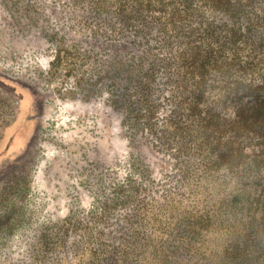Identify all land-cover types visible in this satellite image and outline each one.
Here are the masks:
<instances>
[{"label":"trees","instance_id":"trees-1","mask_svg":"<svg viewBox=\"0 0 264 264\" xmlns=\"http://www.w3.org/2000/svg\"><path fill=\"white\" fill-rule=\"evenodd\" d=\"M52 4L55 24L42 3L6 7L22 26L56 39L50 71L85 65L91 79L96 70L77 44L57 38V21L135 49L101 64L87 91L110 81L122 127L148 133L174 160L176 179L163 184L160 199L128 182L92 209H71L41 231L47 240L27 249L24 264H264V0ZM17 92L23 122L32 99ZM14 130L7 127L4 137ZM23 190L17 183L0 190V234L16 227L5 216H24Z\"/></svg>","mask_w":264,"mask_h":264},{"label":"rangeland","instance_id":"rangeland-1","mask_svg":"<svg viewBox=\"0 0 264 264\" xmlns=\"http://www.w3.org/2000/svg\"><path fill=\"white\" fill-rule=\"evenodd\" d=\"M9 1L16 0H0V190L21 185L19 202L24 203L25 214L21 219L4 217L6 226L16 227L0 234V264H24L27 249L47 240L41 231L49 232L51 224L62 222L71 209H92L128 182L160 199L163 184L175 185L176 169L148 133L131 135L122 127L120 112L110 100L114 91L110 81L95 82L94 92L87 91L101 64L135 49L125 41L94 39L61 28L57 21L53 27L59 30L57 38L62 37L64 45L77 44L96 70L91 79L86 78L85 65L72 72L66 66L50 71L56 39L39 27L22 26L7 11ZM32 1L46 5L43 11L55 24L53 0ZM23 89L32 99L24 114L29 129L21 150L4 160L10 143L4 137L6 128H15L11 135L25 129L24 121L19 122L17 92ZM166 110L163 107L158 116Z\"/></svg>","mask_w":264,"mask_h":264},{"label":"crops","instance_id":"crops-1","mask_svg":"<svg viewBox=\"0 0 264 264\" xmlns=\"http://www.w3.org/2000/svg\"><path fill=\"white\" fill-rule=\"evenodd\" d=\"M14 132V131H13ZM24 136H25V133H24V129H20L14 134V135H11L9 138H8V141H10L9 146H8V149H7V153H9L10 151H14V150H20L23 145H22V141H24ZM21 143V144H20ZM22 145V146H21Z\"/></svg>","mask_w":264,"mask_h":264},{"label":"water","instance_id":"water-1","mask_svg":"<svg viewBox=\"0 0 264 264\" xmlns=\"http://www.w3.org/2000/svg\"><path fill=\"white\" fill-rule=\"evenodd\" d=\"M9 144L7 145V148H8Z\"/></svg>","mask_w":264,"mask_h":264}]
</instances>
